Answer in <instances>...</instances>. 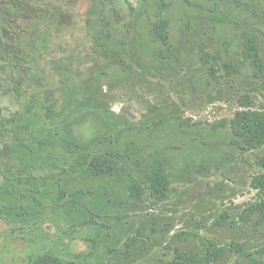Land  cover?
I'll return each instance as SVG.
<instances>
[{
	"label": "rangeland",
	"instance_id": "374dc122",
	"mask_svg": "<svg viewBox=\"0 0 264 264\" xmlns=\"http://www.w3.org/2000/svg\"><path fill=\"white\" fill-rule=\"evenodd\" d=\"M158 1L0 0V264H163L206 240L220 250L207 264L260 256L264 146L242 147L228 120L245 96L264 109V68L242 58L247 32L264 63V0H165L166 42ZM70 139L129 151L125 173L84 170ZM158 159L167 198L130 196Z\"/></svg>",
	"mask_w": 264,
	"mask_h": 264
},
{
	"label": "trees",
	"instance_id": "16d2710c",
	"mask_svg": "<svg viewBox=\"0 0 264 264\" xmlns=\"http://www.w3.org/2000/svg\"><path fill=\"white\" fill-rule=\"evenodd\" d=\"M166 6L165 0L158 1L157 18L153 23L151 31L153 37L161 42H166L167 40L166 28L168 22L161 17ZM242 43L243 61L252 63L255 72H262L264 63L259 53L256 36L245 32L242 36ZM198 51L200 61L210 64L209 73L211 76H215L216 69L214 65L219 66L217 62L219 58L206 49L204 42L198 43ZM228 66L231 67L230 65ZM231 69L234 70L235 67H231ZM252 104V101L247 96L243 97V101L240 104L241 108L236 110L234 115L228 120L236 142L249 150L264 146V109H254L252 108ZM38 142L44 143L45 139L38 140ZM68 145L77 165L84 168V170L88 169L92 174H122L126 171L123 162H125L126 158H129V151L124 153L109 151L103 154H93L78 151V144L73 139L68 141ZM257 164L264 169V157L258 158ZM143 184L147 186L146 189H149V193L156 200L161 201L167 198L170 183L165 169L164 159H158L152 170L146 173L143 178H133L130 186V196L138 197L143 191ZM250 185L258 192L264 191V170L256 176H253ZM61 193L64 194V191ZM39 203L37 202V204ZM255 208H258L264 213V200L261 199L259 203L255 204ZM203 245L205 253L199 257L181 254L178 257L179 259L167 261L163 264H207L219 256L220 250L214 242L206 240L203 242ZM259 252V257L250 258V264H264V248ZM31 261L32 264H61V260L51 253L37 254L32 257Z\"/></svg>",
	"mask_w": 264,
	"mask_h": 264
}]
</instances>
